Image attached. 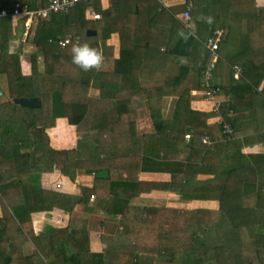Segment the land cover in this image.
Instances as JSON below:
<instances>
[{
    "label": "trees",
    "instance_id": "trees-1",
    "mask_svg": "<svg viewBox=\"0 0 264 264\" xmlns=\"http://www.w3.org/2000/svg\"><path fill=\"white\" fill-rule=\"evenodd\" d=\"M17 1L34 9L48 3L0 4L13 8ZM166 1L112 0L107 10L95 5L100 19L89 18L90 3L81 2L68 13L35 19L25 41L40 53L31 54L29 71L9 49L17 19L0 18V264H264V155L243 154L235 131L238 100L254 90L244 79L219 82L226 51L246 76L264 67V5L185 0L168 6ZM190 2L194 25L188 30L177 15ZM242 21L247 29L234 54L236 41L225 37ZM218 27L228 31L211 80L223 97L215 111L209 102L207 107L197 104L206 101L204 74L212 57L205 40ZM88 29L96 33L88 35ZM73 32L79 44L57 42L61 34ZM114 34L117 55L102 52L101 42ZM85 43L102 55L99 68L84 71L72 62L73 46ZM172 65L177 72H169ZM18 97H39L40 106H22ZM165 97L175 99L167 118L162 114ZM145 107L155 131L139 135L137 121ZM221 117L234 134L224 133ZM60 119L77 133L63 146L55 145L52 135ZM204 135L212 145L202 142ZM128 146H136L139 154L134 175L127 172L133 162L125 156ZM101 169H108L109 176H94L93 184L78 193L57 186ZM144 170L165 171L171 179L164 185L142 182L138 172ZM53 173L63 179L49 182ZM199 174L223 175L225 181L201 183ZM157 188L184 200H215L218 207L130 204L131 197ZM79 205L117 215L120 227L111 236H96L101 245L94 247L83 217L71 216L66 225L36 232L33 213H72ZM28 243L33 248L26 252Z\"/></svg>",
    "mask_w": 264,
    "mask_h": 264
},
{
    "label": "crops",
    "instance_id": "crops-1",
    "mask_svg": "<svg viewBox=\"0 0 264 264\" xmlns=\"http://www.w3.org/2000/svg\"><path fill=\"white\" fill-rule=\"evenodd\" d=\"M111 1L112 0H95L94 2L90 3V6L88 8L89 10H87V12L89 13L90 9H94L101 13L100 10L95 8V5H98L101 10H107L109 5L111 6ZM184 1L185 0H168L164 2L165 3L164 5L172 6L178 3H183ZM256 5H264V0H256ZM181 13L177 15L180 21H181L180 19ZM88 17L91 18L89 15ZM190 22L192 23V25H194L193 21L190 20ZM246 24H247L246 21H242L241 23L238 22L237 27L236 28L234 27L235 29L232 30L230 34L227 33L225 37L228 38L229 42L236 41L233 44V50H232L234 54L237 53V49L239 47L238 41L242 33L244 34L246 32L247 29ZM224 29L226 30V28ZM181 31L182 30L179 31V34ZM227 31L228 29L226 30V32ZM63 34H67V33H63ZM69 34L76 35L75 32ZM76 36L80 38L79 35ZM116 41L118 42V47H119L117 34H114L109 40L105 41L104 45H106L107 48L106 50H109V48H111L114 44H117ZM104 45L101 44V47H103ZM118 47H115L112 50L113 52L110 51L109 52L111 54L117 55ZM228 52L226 51L225 55H222L223 58L222 62L224 64L223 67H221L222 69L220 70L222 78L221 80H219V82L228 85L230 83L236 84L240 79H244L252 86L254 90L252 94L251 93L246 94L244 97L240 98L237 103V113L235 115V131L237 134V138L241 141V145H237V147H239L242 153L245 155L262 156L264 155V67L259 65V69H255L251 73V77L248 75L246 76L244 68L242 67L243 73L241 78L235 79L233 76L234 74L233 66L239 63H232L226 57V55L229 54ZM174 105H175V99L173 97L164 98L163 111L167 113L166 115L163 114L165 118H167L170 115ZM207 105H208L207 101L198 102L197 104L198 107H207ZM145 110H148V112H145ZM150 113L151 111L148 107H145L141 110L136 126L137 134L142 135L144 133L146 134L154 133L155 125H154V120L152 119ZM148 116H150V119H148ZM62 121H66V120L60 119L59 127H62L61 126ZM75 135H77V133ZM55 145L57 144L55 143ZM125 149L126 150H124V152L126 151L125 152L126 158H132L133 160V162L127 161L130 166V170H128L127 172L134 175L135 174L134 169L138 164L137 158L139 157V154L134 152L135 150H137V147L128 146V148ZM94 176L95 174L94 175L79 174L75 182L66 183V181L63 179L62 183L65 189H68L73 193H78L80 191L81 186L93 184ZM125 176H127V174H125ZM197 178L201 183L211 182V183L219 184L225 181V177L223 175L199 174ZM138 179L142 182L144 181L149 183L153 182L164 185L165 183L170 181L171 175L170 173L165 171L158 172V171L144 170L138 172ZM175 202H179L180 205H176ZM130 204L133 206H158V207H174V208H188V209H198L202 207L214 209L218 207V203L215 200H208V201L184 200L181 198V196L178 193L162 188L153 189V191L150 193L141 192L139 193V195H135L131 197ZM51 215L55 216L54 220L51 219V217L49 218V216ZM71 216L83 217L91 222L92 225L90 226V228L92 229L91 230L92 247L101 245L99 240L96 238V236H98L99 234L101 236L102 235L111 236L120 227L119 217L117 215H111L108 213L99 212L91 205H86V206L79 205L75 208V210L72 213L65 211L35 212L33 213V223L36 232L40 233L45 231L46 229H49L52 226V225L45 226L47 225V221L44 223V220H47L49 218L50 221L52 222L54 221L57 223L55 224V226H62L68 223ZM58 220L59 222H57Z\"/></svg>",
    "mask_w": 264,
    "mask_h": 264
},
{
    "label": "built area",
    "instance_id": "built-area-1",
    "mask_svg": "<svg viewBox=\"0 0 264 264\" xmlns=\"http://www.w3.org/2000/svg\"><path fill=\"white\" fill-rule=\"evenodd\" d=\"M94 1L95 0H48L46 6H42L37 9L31 8L27 3H21L18 1L15 2L13 8H9L7 6L0 4V18L11 16L17 19L18 23H20V32L18 37L21 40L25 41L35 19L48 18L52 13L55 12L68 13L78 3L81 2L91 3ZM192 5L193 4L190 3L188 7L180 14V19L182 21V24L188 30L192 29L193 26L192 23L190 22ZM88 15L93 19H100L102 17L101 13L94 9H90ZM225 32L226 31L223 28H216L212 30V33L208 35L205 40V44L207 48L210 50L212 57H211V62L204 74L203 85L206 88V92H205L206 101L211 104L212 108L215 111H218L219 108L221 107V103L223 102V97L217 95L218 91H220V88L214 87L213 84L211 83V80L213 79V69L216 66V62H218L220 58V55L217 51L220 48L221 41L223 39ZM51 40L52 39H50V41ZM73 41L76 44H79L81 39L77 37L75 34L67 33V34H61L57 40V42L61 46H66L68 44H71ZM233 71H234L233 74L234 78L240 79L243 73L242 66L239 64H235L233 66ZM193 93H197V91H194ZM219 119H220L219 123L222 125L224 133L228 135L234 134V128L232 124L229 121L225 120L223 117ZM191 136L192 133L189 132L185 135V139L188 141L190 140ZM201 140L203 143L207 145H212L214 142L207 135L202 136ZM62 185L63 184L60 183L57 184V186L60 188L62 187Z\"/></svg>",
    "mask_w": 264,
    "mask_h": 264
},
{
    "label": "rangeland",
    "instance_id": "rangeland-1",
    "mask_svg": "<svg viewBox=\"0 0 264 264\" xmlns=\"http://www.w3.org/2000/svg\"><path fill=\"white\" fill-rule=\"evenodd\" d=\"M227 30V29H226ZM19 32H20V23H18L17 25V36H14L13 38L10 39V43H9V49L10 51L13 53V54H18L22 63L25 65V71H29V66L28 64L30 63V57H31V54L32 53H40L39 50L36 49L35 46L27 43L26 41H23L21 40L18 36H19ZM105 41H102L101 44H105L104 43ZM117 42V41H116ZM115 47H118V42L117 44H114L111 48H109V50H106V45H104L102 47V52L104 53H108L109 51L110 52H113L112 50L115 48ZM40 55V54H39ZM39 64L40 66H42V61H41V58H39ZM169 72L171 73H175L177 72V67L172 65L169 69ZM162 107V106H161ZM164 108V106H163ZM145 112H148V110H145ZM151 114V113H150ZM162 114H167L165 113L163 110H162ZM169 114V113H168ZM148 119H150V116H148ZM61 126L62 127H57L55 130H53V140L54 142L57 144V145H65L63 143H66L68 141H71L75 138V128H73L72 126H70L66 121H62L61 122ZM74 141V140H73ZM54 143V144H55ZM49 182H55L56 180H61L63 179L58 173H53L50 178H46ZM63 184V183H62ZM62 189L64 188V185H62L61 187ZM176 205H180L179 202H175ZM51 217V219L54 220V217L55 216H49V218ZM49 218L47 220H44V223L47 221V225L45 226H49V225H52V226H55V224H57L56 222H52L49 220ZM50 222V223H49ZM59 222V220L57 221ZM85 222L88 224V226L90 227L92 224L91 222L88 220V219H85ZM47 231V229L45 230ZM42 233V232H40ZM39 234V232H38ZM33 248V245L31 243H28L26 244V252H29L31 251V249Z\"/></svg>",
    "mask_w": 264,
    "mask_h": 264
},
{
    "label": "clouds",
    "instance_id": "clouds-1",
    "mask_svg": "<svg viewBox=\"0 0 264 264\" xmlns=\"http://www.w3.org/2000/svg\"><path fill=\"white\" fill-rule=\"evenodd\" d=\"M71 51H72V62L78 65L84 71H88L90 68L100 67V64L102 62V55L99 53L97 49L91 48L87 43L82 45H75L73 46Z\"/></svg>",
    "mask_w": 264,
    "mask_h": 264
},
{
    "label": "water",
    "instance_id": "water-1",
    "mask_svg": "<svg viewBox=\"0 0 264 264\" xmlns=\"http://www.w3.org/2000/svg\"><path fill=\"white\" fill-rule=\"evenodd\" d=\"M96 30L94 29H88L87 34L92 35L95 34ZM2 91L0 90V94ZM15 101L19 103L22 106H28V107H38L40 106V98L39 97H18L15 98ZM109 175V171L107 169H101L97 172H95V176L100 178H107Z\"/></svg>",
    "mask_w": 264,
    "mask_h": 264
}]
</instances>
